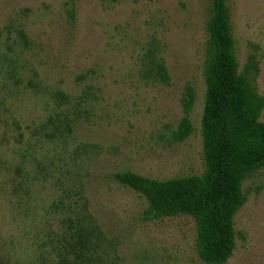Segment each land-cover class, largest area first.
Returning <instances> with one entry per match:
<instances>
[{
  "label": "rangeland",
  "instance_id": "374dc122",
  "mask_svg": "<svg viewBox=\"0 0 264 264\" xmlns=\"http://www.w3.org/2000/svg\"><path fill=\"white\" fill-rule=\"evenodd\" d=\"M209 4L0 0V264H78L80 232L83 264H205L190 216L143 220L147 200L113 174L203 172ZM227 4L239 69L264 97V0ZM187 100L194 131L176 142ZM242 190L225 264H264V168Z\"/></svg>",
  "mask_w": 264,
  "mask_h": 264
},
{
  "label": "trees",
  "instance_id": "16d2710c",
  "mask_svg": "<svg viewBox=\"0 0 264 264\" xmlns=\"http://www.w3.org/2000/svg\"><path fill=\"white\" fill-rule=\"evenodd\" d=\"M206 31L203 172L157 179L124 170L115 172L113 178L147 200L145 221L190 216L196 225L201 260L225 264L235 248L234 215L245 202L243 180L264 168V122L260 119L264 97L239 69L227 0H210ZM156 70L162 79H168L163 64ZM190 108L191 101H185V114L172 130L176 142L186 140L194 131ZM90 241L89 233L78 234L74 245L81 259L78 264L88 260L85 250Z\"/></svg>",
  "mask_w": 264,
  "mask_h": 264
}]
</instances>
